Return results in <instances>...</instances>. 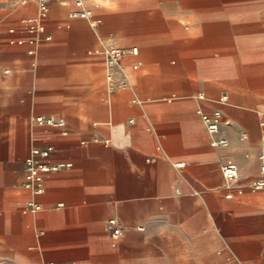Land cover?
Instances as JSON below:
<instances>
[{
	"label": "crops",
	"instance_id": "1",
	"mask_svg": "<svg viewBox=\"0 0 264 264\" xmlns=\"http://www.w3.org/2000/svg\"><path fill=\"white\" fill-rule=\"evenodd\" d=\"M87 3L97 29L69 17L74 0H49L51 38L30 55L16 41L27 39L22 19L36 16V3L0 0V19L14 24L0 30V264H264V188L249 184L260 177L264 103L230 70L237 51L210 36L214 21L244 18L258 0ZM105 43L138 49L111 81ZM125 73L130 85L116 87ZM214 111L225 147L211 145L202 121ZM34 116L65 124L33 126ZM46 144L49 163L70 165L45 173L33 195L23 161ZM227 160L239 172L231 191L220 172ZM110 217L124 228L114 247Z\"/></svg>",
	"mask_w": 264,
	"mask_h": 264
},
{
	"label": "built area",
	"instance_id": "2",
	"mask_svg": "<svg viewBox=\"0 0 264 264\" xmlns=\"http://www.w3.org/2000/svg\"><path fill=\"white\" fill-rule=\"evenodd\" d=\"M31 0H16L18 5H25ZM36 3L37 12L36 16L33 18H27L22 20L24 30L28 34L27 39H18L16 42L19 44L28 43L30 48H28L27 53L33 55L35 46L38 45L43 40H49L51 37L45 32L44 20L46 19L49 12V0H32ZM75 8L69 12V17L85 19L89 22L91 27L95 28L98 24L96 20L92 18V10L88 6L87 0H74ZM10 33L14 32L13 28L8 30ZM15 42V41H11ZM102 53L104 57V66L107 70L106 79L111 81L112 76L110 70L114 67H118L124 71L121 64V60L125 55L137 56V47L123 48L115 43H105L102 46ZM134 69L138 68V63L133 64ZM8 73V69L4 70ZM130 85V80L127 74H124V80L116 85V87L124 88ZM115 86L112 85V88ZM201 96V94H199ZM226 96L221 97V101H224ZM134 102H139L138 99H134ZM33 122L38 125H48L53 127H64V121L56 120L53 117L47 116H34ZM132 121V120H130ZM202 121L204 123L205 129L211 137V145L215 147H225L228 145V141L225 137H217L219 134L220 124L222 122V114L220 111H214L212 114H203ZM241 138H246V134H242ZM54 151V146L52 144H46L44 146H33L28 155L23 161V171H24V181L22 183L23 187L29 190L33 195H40L44 191L43 179L44 174L50 171H57L63 167H67L68 163H49L50 156ZM258 163H259V173L260 177L251 182V186L254 190H260L264 188V141L260 146L258 153ZM183 163H176V166L181 167ZM221 176L224 182V186L228 191H231L235 187L239 180V172L237 165L231 161L227 160L220 166ZM227 197L231 196L228 192ZM29 206L37 210L39 208L35 203L30 202ZM106 228L109 235L111 245L114 247L120 241L123 236L124 228L120 221L115 217H110L106 221ZM142 229V227H139ZM44 264H59L53 261H47Z\"/></svg>",
	"mask_w": 264,
	"mask_h": 264
},
{
	"label": "rangeland",
	"instance_id": "3",
	"mask_svg": "<svg viewBox=\"0 0 264 264\" xmlns=\"http://www.w3.org/2000/svg\"><path fill=\"white\" fill-rule=\"evenodd\" d=\"M10 6L16 7L15 0H7ZM244 18L228 19L225 23L223 21H214L212 37H216L220 40L221 45L226 47L228 51H237L238 57H229V60L233 62L234 70L239 76L240 85L244 86L247 92L258 94L257 100L259 104L264 103L262 98L264 94V0H258V3L251 7ZM229 14L234 15L236 9L229 7ZM23 20V19H22ZM21 21V20H20ZM212 22V21H211ZM9 18L0 19V30L6 33L7 29L14 25ZM89 24V23H88ZM90 25V24H89ZM97 29V27H96ZM39 46V45H38ZM37 54V52L35 53ZM243 69V73H242ZM233 91H237L234 86ZM235 89V90H234ZM231 94L230 92H228ZM251 94V93H250ZM249 94V95H250ZM224 102H228L226 100ZM248 107H251L253 99L251 96L247 97L244 101ZM33 117L31 123L34 126ZM264 116L260 117L259 122L262 126ZM263 127V126H262ZM244 134L246 132L244 131ZM264 141V134L261 138V144ZM253 180L249 181L251 184ZM239 181L236 183V185ZM235 185V186H236ZM250 189L254 190L250 185ZM261 190V189H260ZM154 246L152 247V249Z\"/></svg>",
	"mask_w": 264,
	"mask_h": 264
},
{
	"label": "bare ground",
	"instance_id": "4",
	"mask_svg": "<svg viewBox=\"0 0 264 264\" xmlns=\"http://www.w3.org/2000/svg\"><path fill=\"white\" fill-rule=\"evenodd\" d=\"M226 100V99H225Z\"/></svg>",
	"mask_w": 264,
	"mask_h": 264
}]
</instances>
